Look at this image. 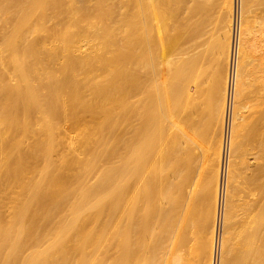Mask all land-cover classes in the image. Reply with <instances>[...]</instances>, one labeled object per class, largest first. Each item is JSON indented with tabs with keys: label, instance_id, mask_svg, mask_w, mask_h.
I'll use <instances>...</instances> for the list:
<instances>
[{
	"label": "bare ground",
	"instance_id": "obj_1",
	"mask_svg": "<svg viewBox=\"0 0 264 264\" xmlns=\"http://www.w3.org/2000/svg\"><path fill=\"white\" fill-rule=\"evenodd\" d=\"M158 1L0 0V264H264V0Z\"/></svg>",
	"mask_w": 264,
	"mask_h": 264
},
{
	"label": "rangeland",
	"instance_id": "obj_2",
	"mask_svg": "<svg viewBox=\"0 0 264 264\" xmlns=\"http://www.w3.org/2000/svg\"><path fill=\"white\" fill-rule=\"evenodd\" d=\"M168 1H170V2L168 3ZM168 1H166V0H163V1L159 0V1H158V2H160L159 5H158V9H159V7H160V10H161V9H164V10H162V11L159 10V11H160V12H159V16L161 15L162 17H159V16H158V19H159V21H163V25H164V26H163L162 24H160V22H158V23H159V27H160V28H158V31L161 30V31H159V34L161 33V35H165V34H166V36H161V35H160V36H161L160 41L163 39V40H162V42H163V41L166 39L164 42L167 43V44H169V42L172 41L169 45L166 44V46H164V45H165L164 42L161 43V42L159 41V43L161 44V47H160V48L163 47V48L161 49V51L164 50V48H167V49H165L164 51H162L163 53H167V52L170 53V52H173V50H172V48H174L173 45H174V44L176 45V43H177V39H176L175 37H176V36L178 37V32H177L176 29H174V28H176V27H175L176 25H174V24H176V20H175L176 18L173 20V18L175 17V14H174V13H176L175 11H177L178 6H177L175 3H173V2H174L173 0H168ZM171 1H172V5H171ZM166 2L168 3V5H167ZM174 4H175V6H174ZM166 6H168V8H167ZM171 6H172V8H171ZM176 6H177V7H176ZM161 7H162V8H161ZM174 7H175V8H174ZM215 7L217 8V6H216V5L214 6V9H213V12H212L213 14H211L212 17H213V15H214V13H217V12H215V9H216ZM166 8H167V9H166ZM173 8L176 9V10H174ZM116 9H117V8H116ZM165 9L167 10L168 14H167V12L165 11ZM211 9H212V8H211ZM168 10L170 11V15H169V11H168ZM181 10H184V8L182 7V8L180 9V11H181ZM216 11H218V9H217ZM162 12H163V15H162ZM165 12H166V13H165ZM172 12H174V13H172ZM182 12H183V11H182ZM184 12H185V10H184ZM184 12H183V13H184ZM171 14H172V16H171ZM173 14H174V16H173ZM166 15H167V16H166ZM168 15L171 16V18L168 17ZM164 16H165L166 20H165V18H163ZM216 17H217V14L214 15L213 18H216ZM160 18H162V20H161ZM169 18H170L171 21L169 20ZM213 18L211 19V17H210V19H211V21H209V22H210V25L208 24V26H206V27H208V28H212V30L214 29V28H213V27H214V22H213V21L215 20V19L213 20ZM163 19H164V20H163ZM167 20H168V21H167ZM209 22H208V23H209ZM171 23H174V24H173L174 26H173ZM211 23H213V24H211ZM166 24H167V25H166ZM169 24L172 25V26H170ZM206 24H207V23H206ZM161 25L163 26V28H162ZM165 25H166V26H165ZM211 25H212V26H211ZM167 26H169V29H170V28H171V29H170V30L167 29V28H168ZM164 28H166V30H164L165 34H164V32H163V29H164ZM172 28H173V29H172ZM171 30H175V31H172V32H171ZM168 31H169L170 33H169ZM206 31H207L208 33H207ZM209 31H210L209 29H208V30H207V29H204V33H205V34H203V35H204V40H205V42L207 41V39H210V38H211L210 36H211L212 31H210V32H209ZM173 32H174L175 34H173ZM162 33H163V34H162ZM176 33H177V35H176ZM171 34H172V35H171ZM206 34H207V35H206ZM174 35H175V37H174ZM255 35H256V36H259V38L256 37V36H254L255 39L258 38V39H257L258 42H257V40H255V41H256L257 44H258V45H257V44H256V45L259 46L260 32L257 31V32L255 33ZM169 36H170V37H169ZM163 37H166V38L164 39ZM168 37H169V38H168ZM172 37H173V39H172ZM206 37H207V38H206ZM209 37H210V38H209ZM167 38L169 39L168 41H167ZM170 38H171V39H170ZM175 39H176V40H175ZM174 40H175L176 42H174ZM166 41H167V42H166ZM208 41H209V40H208ZM208 41H207L206 43H208ZM255 41H254V43H255ZM162 44H163V46H162ZM168 47H169V49H170V52H169ZM254 48H255V45H254L253 49H254ZM258 48L260 49V46H259ZM194 49H195V48H194ZM166 50H167V51H166ZM254 50H255V49H254ZM257 50H258V49H256V50L254 51V55L256 54V52L259 53V51H257ZM165 51H166V52H165ZM260 51H261V49H260ZM194 52H196V50H194ZM207 57H208V55H207ZM207 57H206V59H208ZM206 59H204V60H205L204 62H206V63H204V64L208 66V64L210 63V60L208 59V62H209V63H208ZM207 63H208V64H207ZM207 66H205V67H206V69L209 71V73H206V72H205L206 69H204L205 67L203 66V68H202V69H203V70H202V71H203L202 74H203V75L206 74V76H205L206 78L209 76V77L207 78L208 81L205 80L206 78L204 79V81L207 82V83H206V84H207V88H210V87L212 86V84H213V82L211 81V80H212V79H211V78H212V70L209 69V66H208V67H207ZM204 72H205V73H204ZM207 75H208V76H207ZM209 79H210V80H209ZM209 82L211 83V85H210ZM208 86H210V87H208ZM210 91L212 92V88H211V89H208V92H210ZM194 93H197V90H196V89L194 90ZM211 94H212V93H211ZM211 94H210V93L207 94V96L209 97V98L207 97V100H209V99L211 100ZM209 95H210V96H209ZM250 96H251V95H250ZM251 97H253V96H251ZM247 98H249V95L246 97L245 100H249V99H247ZM255 98H256V97H254V99H255ZM254 99L252 98V100H254ZM250 100H251V99H250ZM255 100H256V99H255ZM219 116H220V115H218L217 117H219ZM207 118H208V117H206V118L203 120L205 124H207V120H206ZM208 121H209V118H208ZM220 121H221V118H220ZM220 121H219V118H218V119L216 120L215 124H214L215 126H214L213 128H214L215 130L211 133V134H213V133H214V134H213L212 136H211V134H209V137L211 136L210 138H212L213 143L215 142V143H217V144H218V142H219L218 140L220 139V138H219V136H220L219 134H220V131H221V127H220V126H221V123H219ZM217 122H218V124H217ZM240 122H241L242 124H240L238 135H239V137H240L241 135H242V136L239 138V139H240V142H239V143H241V140L244 138L243 136H245V138H246V135L249 134V137L247 136L248 139L246 138L245 140H243L242 145L240 144L241 147H245V146H246V147H245V148H240V147H239L240 149H238V151H237V158H236V161H237V163H238V164H237L238 167H240V168L243 167L242 169L245 171L246 174L243 173L244 176L242 175L241 178H239V180H238V178H236V179H237V181H240V180H241V181H242V180L245 181V182L242 181V188L244 189V191H242V193H241L242 196H243V198H244V200H249V201H252V202L254 201V202H255V200H256V199H255V198H256V191L254 192V190H256V187H255V186H256V180H255V179H256V175H255V174H256V170H255V169H256V167H255V166H256V165H255V164H256V155H255V156H251V157H252V158H251V157H249L250 155H248V154H249L250 152H251V153L256 152V150H255L256 147L253 148L254 146H256V143H255V142H256V134L254 133V135H253L254 137H251L250 133H248V132H249V129L247 130V128H246L247 126H246L245 124H243L244 122H243L242 120H240ZM219 125H220V126H219ZM218 127H219V128H218ZM244 127H245V129H244ZM213 128H212V130H213ZM242 128H243V130H242ZM212 130H211V131H212ZM217 130H218V131H217ZM245 130H246V131H245ZM240 132H241V133H240ZM244 132H245V133L247 132L248 134L246 133V135H244ZM216 133H217V134H216ZM218 133H219V134H218ZM215 135H216L217 138H218V139H217V142H216V139H213V138L216 137ZM205 137H206V136H205ZM250 138L252 139L251 141L249 140ZM254 138H255V139H254ZM205 139H206V138H205ZM207 139H209L208 136H207ZM198 140H199V141H198ZM253 140H254V141H253ZM196 141H197V142H196ZM196 141L194 142V147L197 146V147H195V149H196V151H197V158H198V159H197V160H198V171H199L200 174H201V173L204 174V175H201V176H203V177H200V178H201V179L204 178L206 181L211 182L212 184H214V181H215V178H214V174H215L214 169L217 168V162H215V159H214V157L216 156V155H215V152L213 151V150H214V149H213L214 145L212 144V146H213L212 149H213V150L210 151V153H209V157L206 158V153H205V151H204V150H205V149H204V144H203V146H202V142H200V138L196 139ZM245 141H248V142H251V143H248V142H245ZM198 142H199V143H198ZM200 143H201V144H200ZM205 143H206V141H205ZM215 143H214V144H215ZM254 143H255V145H254ZM244 144H245V146H243ZM249 144H253V147H252L251 145H249ZM200 146H201V147H200ZM202 147H203V148H202ZM248 147H250V148H248ZM214 148H216V144H215V147H214ZM252 148H253V149H252ZM202 149H203V150H202ZM200 150H201V151H200ZM245 150H246V152H245ZM247 150L250 151V152H247ZM253 150H254V151H253ZM199 151H200V152H199ZM241 151H242V152H241ZM238 152H239V153H238ZM240 153H241V154H240ZM242 153H243V154H242ZM247 153H248V154H247ZM199 155H200V156H199ZM204 155H205V157H204ZM212 155H213V156H212ZM241 155L244 156L245 158H248V159H245V158H244L245 160H247V162H246V161H245V162H246L247 166H248V163H249L250 165H249L248 167H251L252 169H251V168L248 169L247 166H246V164H244V159H243V158H239ZM247 155H248V157H246ZM198 156H199V157H198ZM242 156H241V157H242ZM212 158H213L214 160H213ZM249 158H250V159H249ZM203 159H204V160H203ZM209 160H212V161H209ZM216 160H217V159H216ZM200 161H201V162H200ZM204 161H205V162H204ZM208 161L210 162L209 165H212L211 167L209 166V169H210V170L208 169V167H207V165H206L207 163H209ZM213 161H214V162H213ZM242 161H243V162H242ZM251 161H252V162H251ZM260 161H261V159H260ZM240 162H241V164H239ZM203 164H204V166H203ZM251 164H252L253 166H252ZM237 165H236V166H237ZM242 165H243V166H242ZM204 167H207V168H204ZM200 168H201V169H200ZM202 168H204V169H202ZM245 169H247V170H245ZM204 170H205V171H204ZM251 170H252V171H251ZM254 170H255V171H254ZM203 171H204V172H203ZM249 171H250V172H249ZM206 172H207L208 174H207ZM211 172H213V174H212ZM251 172H252V173H251ZM209 173H211L212 175H209ZM251 174H253V175H251ZM207 175H208V176H207ZM251 176H252V177H251ZM208 177H209V180H208ZM237 177H239V176H237ZM213 178H214V180L212 181ZM253 178H254V179H253ZM201 179H200V180H201ZM210 179H211V180H210ZM236 179H235V180H236ZM247 179H249V180H247ZM246 180H247L249 183L247 182V184H245V183H246ZM251 180L254 181V182H252ZM237 181H236V182H237ZM250 181H251V182H250ZM253 183L255 184V186L253 185ZM246 185H248V188H247ZM250 185H251V186H250ZM252 186H253L254 188H253ZM242 188H241V189H242ZM252 188H253V189H252ZM243 189H242V190H243ZM246 189H247V190H246ZM248 190H249V191H248ZM250 190H251V191L253 190V191L250 192ZM246 191H247L248 195H247ZM244 192H245V194H246L245 197H244V195H245ZM249 192H250L251 194H250ZM249 194H250L251 196H250ZM247 196H249L250 198H247ZM147 198H148V197H147ZM253 198H254L255 200H254ZM148 199H149V198H148ZM148 199H146V200H147V204L149 205L150 200H148ZM251 199H252V200H251ZM147 204H146V202H145V205H147ZM148 205H147V206H148ZM147 206H145V207H147ZM148 207H149V206H148ZM148 207L146 208V210L148 209L147 211H148V213H150L151 210H150V208H148ZM147 211H146V215H148ZM148 218L150 219V214L148 215L147 219H148ZM149 219H148V221H149ZM156 232H157V230L155 231V233H156ZM152 241H154L153 238H152ZM150 242H151V241H150ZM152 245H153V242H152Z\"/></svg>",
	"mask_w": 264,
	"mask_h": 264
},
{
	"label": "built area",
	"instance_id": "obj_3",
	"mask_svg": "<svg viewBox=\"0 0 264 264\" xmlns=\"http://www.w3.org/2000/svg\"><path fill=\"white\" fill-rule=\"evenodd\" d=\"M235 52V51H234ZM234 52H233V54H234Z\"/></svg>",
	"mask_w": 264,
	"mask_h": 264
}]
</instances>
